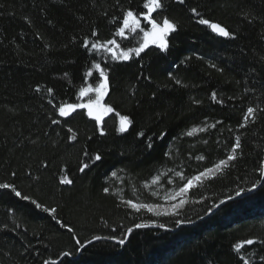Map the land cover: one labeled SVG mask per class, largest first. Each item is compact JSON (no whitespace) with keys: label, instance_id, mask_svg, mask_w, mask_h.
<instances>
[{"label":"trees","instance_id":"obj_1","mask_svg":"<svg viewBox=\"0 0 264 264\" xmlns=\"http://www.w3.org/2000/svg\"><path fill=\"white\" fill-rule=\"evenodd\" d=\"M144 2L0 0V183L21 193L0 189V264H264V181L251 192L264 178V0H162L153 17L178 25L167 51L152 46L116 61L91 48L113 38L121 48L137 47L140 37L116 32L126 10L147 11ZM201 18L233 35L217 36ZM96 63L108 76L113 111L102 121L82 109L61 117L62 104L87 101L79 89L103 79ZM248 107L257 109L255 119L241 128ZM120 116L132 120L126 132ZM237 135V159L187 193L179 216L136 212L126 203L161 205L149 186L154 177L178 189L186 181L177 172L190 178L226 158ZM239 189L251 190L234 199ZM141 222L154 223L133 227ZM247 239L257 242L235 251Z\"/></svg>","mask_w":264,"mask_h":264},{"label":"snow or ice","instance_id":"obj_2","mask_svg":"<svg viewBox=\"0 0 264 264\" xmlns=\"http://www.w3.org/2000/svg\"><path fill=\"white\" fill-rule=\"evenodd\" d=\"M183 2V0H181ZM163 3L162 0H145L143 3V8L147 9V11L140 12L137 14L132 9H128L124 12L122 24L118 28L116 35L119 37H122L124 39H129V36L132 37V39H136L137 37H140L139 43L137 47H129V48H121L120 43L117 42L115 38L109 39L103 43L100 41H97L95 43L91 44V48L96 51H105L111 55L112 60L116 61H128L133 58V56H140L142 52L145 51L150 45H157L159 49L162 51H167L170 47L168 37L170 34L175 33L178 31V25L170 20L167 17H163L161 21L158 22L157 19L153 17V13L158 12V10L163 9ZM196 9H192L193 13H196ZM197 15H199L197 13ZM141 19L146 21V25L142 27L141 25ZM199 23L202 25H207L210 27V29L217 33L220 36L223 37H229L233 34L228 31V29L225 26H222L219 23L211 22L207 19H199ZM147 25H150L151 27L145 30ZM127 33V35H126ZM93 36L97 35V33L93 32ZM89 42L88 40L84 41V46L88 47ZM215 67V65H213ZM95 68L99 70L100 77H103L102 80L99 81L96 87H93L91 84H88L86 87H81L79 89V97H89L87 99L86 103H68V104H62L58 111L59 115L61 117H68L72 113H75L77 109H86L87 110V116L94 118L96 121H102L103 117L107 115L109 112H112L113 109L110 106H106L102 103L104 97L108 93L109 88V81L108 76L106 74V71L104 68L101 67L99 63L95 64ZM222 71V69H221ZM88 75H92L91 72L88 73ZM177 84H180L181 81L177 80ZM39 91V89H37ZM49 93H51L53 90L51 88L47 89ZM95 93L94 98L91 97L89 94ZM212 99H217L216 92H213ZM257 111V109L253 107H248L246 113L243 116L242 123L239 125V127L243 128L246 127L249 123V118L252 117L255 119L254 113ZM120 126L119 131L120 132H126L128 131L129 125L132 124V120L128 116H120ZM53 123H58V121L53 120ZM208 126L205 125L204 127H193L190 131H187L185 135L187 136H193L198 132H203L206 130ZM211 127H215V124L211 125ZM71 131V129H69ZM101 133L103 134V130L101 129ZM140 135H143V133H140ZM72 140L76 139V135L73 134L71 137ZM206 143V141H205ZM148 147L151 148L152 144L149 143ZM241 148V137L237 135L235 137V143L230 149L229 154L224 159H220L218 162L214 163L211 167H206L203 171L198 172L196 175L191 176L190 178L184 177L182 172H177L176 175L180 177L181 180H185L186 182L183 183L182 186H180L176 190H172L170 192H167L164 194V200L165 201H176L179 198L178 203H172L171 208L165 207L164 205L160 204H151V203H136L133 200H127L126 203L136 212H140L142 209H146L148 212L154 213L156 216H179L181 209L185 204L188 203V200L184 199L183 197L189 193L193 188L201 186V184L204 182L205 179H214L216 177V174L219 172H222L223 169L227 168L229 166L230 161H234L237 159V149ZM87 155V153H85ZM102 157L97 154L95 156L96 161H100ZM197 159H204V157H197ZM88 164H84L79 171L83 172L86 168H88ZM260 172L262 175H264V166L260 168ZM15 175V173H13ZM113 176L116 175L115 172L112 173ZM160 180V176H156L152 180V184H156ZM63 183L65 184H71L72 180L70 179H63ZM257 187V183H253L252 188ZM12 188L14 191V186L8 183H0V189H9ZM251 189H239L236 192V195H241L244 191H250ZM109 189L105 188L104 192H108ZM15 195L17 197L21 196V193L19 191H15ZM153 196L159 195L158 192H153ZM24 200H29L30 197L23 196ZM228 199H232L231 196L228 197ZM33 204L37 208H41L45 212H51L53 214L56 213V208H47L44 207L35 201H32ZM221 204L224 203L223 200L220 201ZM214 207H219V205H214ZM209 212L212 211V208L208 209ZM150 223L154 222H141L134 224V228H147L150 226ZM184 223H193L191 220H183V219H177L175 220V224L182 225ZM67 226V225H65ZM7 227V226H5ZM161 228H165L166 225L161 223L159 225ZM72 231V229H69ZM133 231V228H128L126 235H130ZM93 239L99 240L101 237H94ZM108 239L117 240L116 237H109ZM125 239L121 238L117 240V243L119 245L125 244ZM257 241L254 239H247L244 241H241L234 245L235 251L238 253L240 250L244 247V245H254ZM77 244H80V241H76ZM87 243L91 244L92 241H88ZM261 244H264V241L260 242ZM70 253H65V255H69ZM264 259V257H262ZM44 264H54L53 261L45 260ZM244 264H250L248 260L244 261Z\"/></svg>","mask_w":264,"mask_h":264},{"label":"rangeland","instance_id":"obj_3","mask_svg":"<svg viewBox=\"0 0 264 264\" xmlns=\"http://www.w3.org/2000/svg\"><path fill=\"white\" fill-rule=\"evenodd\" d=\"M141 25H142V23H141ZM152 46H154V47H158L157 45H150L148 48H150V47H152ZM147 48V49H148ZM146 50V49H145ZM107 95H108V93H107ZM107 95L104 97V99H103V101H102V103L104 104V105H106V106H108L107 105V103H106V98H107ZM87 101H85V102H81V103H86ZM77 110H81V109H77ZM82 110H85L86 111V113H87V110L86 109H82ZM106 116V115H105ZM104 116V117H105ZM103 117V118H104ZM90 118H92V117H90ZM94 119V118H93ZM165 175V174H164ZM153 180V179H152ZM152 180H151V182H150V184H149V186H151V187H153V188H157V189H155V191L154 192H158L159 193V201L161 202V205H164L165 207H168V208H170L171 207V201H165L164 200V194L165 193H167V192H170V191H172V190H176V189H174L173 188V186H169V187H166V188H163V187H161L160 186V180L156 183V184H152ZM169 180V179H168ZM262 181V183H263V181H264V178L261 180ZM240 196H237V197H234V199H237V198H239ZM218 210V208L216 207L212 212H210L209 213V215L210 214H212L213 212H215V211H217ZM189 225H191V224H189ZM165 230H169V229H167V228H164ZM95 241H97V240H93L92 242H95ZM87 245V244H86Z\"/></svg>","mask_w":264,"mask_h":264},{"label":"water","instance_id":"obj_4","mask_svg":"<svg viewBox=\"0 0 264 264\" xmlns=\"http://www.w3.org/2000/svg\"><path fill=\"white\" fill-rule=\"evenodd\" d=\"M212 32H213V31H212ZM213 33L216 34L217 36L221 37V38H227V37L220 36V35H218V34L215 33V32H213ZM261 185H262V181H261L260 185H259L257 188H260ZM219 207H220V206H219ZM219 207H217V208H219ZM62 258H64V256H63ZM62 258H61V259H62Z\"/></svg>","mask_w":264,"mask_h":264},{"label":"bare ground","instance_id":"obj_5","mask_svg":"<svg viewBox=\"0 0 264 264\" xmlns=\"http://www.w3.org/2000/svg\"><path fill=\"white\" fill-rule=\"evenodd\" d=\"M129 128V127H128ZM258 188H255V189H253L251 192H253V191H255V190H257ZM251 192H248V194L249 193H251ZM219 206H221V204L219 205ZM88 244V243H87ZM85 246H86V244H85Z\"/></svg>","mask_w":264,"mask_h":264}]
</instances>
